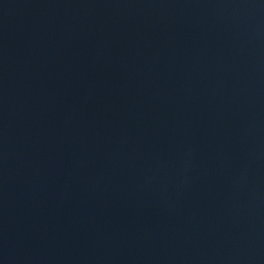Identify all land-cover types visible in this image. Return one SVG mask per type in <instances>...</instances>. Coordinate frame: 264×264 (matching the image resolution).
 I'll list each match as a JSON object with an SVG mask.
<instances>
[{
	"label": "water",
	"instance_id": "95a60500",
	"mask_svg": "<svg viewBox=\"0 0 264 264\" xmlns=\"http://www.w3.org/2000/svg\"><path fill=\"white\" fill-rule=\"evenodd\" d=\"M0 264H264V0H0Z\"/></svg>",
	"mask_w": 264,
	"mask_h": 264
}]
</instances>
